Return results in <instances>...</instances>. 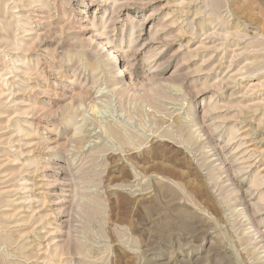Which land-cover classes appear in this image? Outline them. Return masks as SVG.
<instances>
[{
  "label": "rangeland",
  "instance_id": "1",
  "mask_svg": "<svg viewBox=\"0 0 264 264\" xmlns=\"http://www.w3.org/2000/svg\"><path fill=\"white\" fill-rule=\"evenodd\" d=\"M0 24V264H264V0H0Z\"/></svg>",
  "mask_w": 264,
  "mask_h": 264
},
{
  "label": "bare ground",
  "instance_id": "2",
  "mask_svg": "<svg viewBox=\"0 0 264 264\" xmlns=\"http://www.w3.org/2000/svg\"><path fill=\"white\" fill-rule=\"evenodd\" d=\"M7 2V1H6ZM111 20H113V18L111 19ZM9 29H11L12 31H13V28L11 27V25H9L8 24V26H7ZM1 31H6V29L2 26L1 27V24H0V32ZM8 38H9V35H6V36H4V35H2V36H0V44L1 43H3V42H5L6 44H7V41L6 40H8ZM4 44V43H3ZM6 44H4V45H6ZM107 44H110V40L108 39L107 41H106V43H105V45L107 46ZM8 45V44H7ZM9 46V45H8ZM12 46H13V48H14V50H17L18 49V45L15 43V42H13L12 43ZM10 50V49H9ZM106 54H107V56H109V54H110V50L108 49L107 51H106ZM104 66V65H103ZM95 69H98V67L96 68L95 67ZM122 69V68H121ZM122 71V70H121ZM121 82H123L122 80H120ZM113 85H116V83L115 84H113ZM126 86V85H125ZM173 109V108H172ZM196 115H197V113L194 111V110H190V112L188 113V115H187V120L184 122V121H179L178 123H179V130H180V132L182 133V134H184V136H185V139H184V141L183 142H185V143H187V144H190V143H193V142H195V143H197L199 140H202V138H204V137H206L205 138V144L208 146V148H211L212 147V140L213 139H211L210 137L208 138L207 137V133H206V131L203 129V128H199V129H196V130H194L198 125H199V123H198V121H197V118H196ZM113 121V120H112ZM171 123V122H170ZM169 125V124H168ZM170 125H172V124H170ZM169 125V126H170ZM164 127V126H163ZM104 129H106L107 131H109V133H111L112 134V136L113 137H115V138H118V139H120L121 141H125V139H127V137H125L126 135H125V131H123V130H125L123 127H120V128H122V129H120L118 126H115V124H110V123H107V126H104L103 127ZM174 128V127H173ZM207 129V128H206ZM102 130V129H101ZM163 130V129H162ZM161 130V131H162ZM176 130V129H175ZM217 131V130H216ZM234 131H235V129H234ZM86 132V131H85ZM237 132V131H236ZM176 133H178V132H176ZM231 133H233V131L231 132ZM82 134V133H81ZM76 135H78V129H76L75 130V136ZM84 135H85V133H84ZM87 135H89V134H87ZM213 135V134H212ZM82 136V135H81ZM93 136V135H92ZM104 136V135H103ZM211 136V135H210ZM162 137H164V138H168L167 140H165L166 142H168L169 144H172L173 146H175V147H177L178 148V145L177 144H180V142H177L176 141V139L175 138H173V137H171V136H168V135H163ZM93 138V137H92ZM223 138V137H222ZM234 138H233V136H232V134H231V137H230V139H229V141H228V143L229 142H231L232 140H233ZM95 140V139H94ZM94 140H88L87 141V144L89 143V144H91V143H93V142H95ZM142 143V142H141ZM165 144H167V143H165ZM142 145V144H141ZM100 146V145H99ZM92 146L91 145H89V149L88 150H90V148H91ZM213 148H216V147H213ZM179 149V148H178ZM181 149V148H180ZM99 152H103L104 150H98ZM90 152V155H91V153L93 152L92 150L91 151H89ZM89 152L87 153V154H89ZM217 152H218V149H217ZM217 152H215V153H217ZM220 152V151H219ZM218 152V153H219ZM221 154V153H220ZM220 154H218V155H220ZM89 155V156H90ZM93 156V155H92ZM221 157V156H220ZM220 160H221V162H220V165L218 166V170L220 171V172H225V165H226V163H225V159H224V157H222V158H220ZM73 163V162H72ZM72 163H71V161L70 160H67L66 162H64V163H61V164H58V165H55V166H53L52 167V170H54V173H60V172H62L63 173V176L64 177H67L66 179L67 180H65L63 183H65V185H63L65 188L66 187H68L69 188V190H70V192L71 193H73V195H74V198H78V199H81V196H82V198H84V196L83 195H81L80 194V190H81V186H80V184H79V181H81V178L75 173L74 174V172H69V175H64V174H66V173H68V172H66V171H68L70 168H71V166H72ZM54 164H57V163H54ZM227 168V167H226ZM78 172V171H77ZM160 182V181H159ZM158 182V183H159ZM162 183V182H161ZM164 183V182H163ZM67 184V185H66ZM67 190V189H66ZM65 190V191H66ZM91 199V198H90ZM81 201V200H80ZM93 203H95L94 201H92ZM85 205V203L83 204L82 202L81 203H79L77 206H78V208L80 209V208H82L83 206ZM77 245V249H76V251L78 252L77 254L78 255H85V256H87L89 253H90V250L89 249H87L88 247H85L84 245H82V244H76ZM73 246V245H72ZM74 247V246H73ZM75 251V252H76ZM83 258V257H82ZM84 259V258H83ZM83 261V260H82Z\"/></svg>",
  "mask_w": 264,
  "mask_h": 264
}]
</instances>
